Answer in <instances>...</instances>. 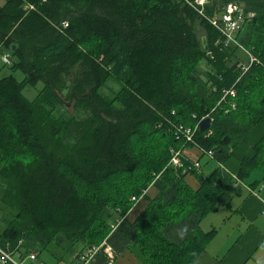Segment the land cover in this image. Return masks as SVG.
<instances>
[{
	"label": "trees",
	"instance_id": "16d2710c",
	"mask_svg": "<svg viewBox=\"0 0 264 264\" xmlns=\"http://www.w3.org/2000/svg\"><path fill=\"white\" fill-rule=\"evenodd\" d=\"M230 2L253 13L240 46H225L204 17ZM2 48L23 77L0 76V248L24 260L105 241L139 264H201L217 230L201 221L235 180L223 163L264 127V0H5ZM38 81L28 98L24 87ZM191 148L198 160L213 152L208 175ZM252 148L243 181L254 171L264 180V133ZM175 151L182 166L170 163ZM150 186L156 195L129 221ZM108 262L101 249L92 264Z\"/></svg>",
	"mask_w": 264,
	"mask_h": 264
},
{
	"label": "crops",
	"instance_id": "0c3cea01",
	"mask_svg": "<svg viewBox=\"0 0 264 264\" xmlns=\"http://www.w3.org/2000/svg\"><path fill=\"white\" fill-rule=\"evenodd\" d=\"M263 133L264 127L260 124L255 125L245 141L223 163L224 169L235 180L232 186L225 191L221 204H225L232 213L231 216L226 217L228 220L225 219L229 226L224 224L220 228L211 227L217 230L199 256L201 264H264V180L259 171H254L244 181L236 177L240 160L253 154L252 146ZM185 152L189 160L192 161L198 160L201 154L196 148L188 149ZM200 170L203 171L201 167ZM185 180L191 187L195 189L199 187V178L195 173H187ZM156 193V188L150 186L135 206L128 211L126 219L133 221L146 207L148 198L154 197ZM218 210L219 207L214 212L216 213ZM233 213L234 215H232ZM82 251H78L76 254ZM76 254L71 261L72 264ZM118 258L123 259L122 264H139L138 258L129 250L117 254L110 264H116Z\"/></svg>",
	"mask_w": 264,
	"mask_h": 264
},
{
	"label": "built area",
	"instance_id": "2783aa9c",
	"mask_svg": "<svg viewBox=\"0 0 264 264\" xmlns=\"http://www.w3.org/2000/svg\"><path fill=\"white\" fill-rule=\"evenodd\" d=\"M205 3H207L206 0H196L197 5L203 6ZM199 12L204 16L203 11L201 9H199ZM252 15H253L252 12L246 13L244 10V7L241 4L230 2L224 7V9L218 14V16L216 17L204 16V17L220 31V33L223 36L225 46H229L232 44L240 46L236 38V32L240 29L241 25L245 22V20L247 18H250ZM251 60H253L252 57H251ZM2 61L6 64H11L12 62L11 54L10 53L3 54ZM230 92L234 94L233 93L234 91H230ZM192 133L193 132L190 129L186 130V136L189 139L191 138ZM207 155L211 157L213 155V152L207 151ZM170 163L173 166H182V161L180 158L179 151H175L173 153ZM193 165L195 169L200 171L201 165H200L199 160H196L193 163ZM133 199L137 200L135 199V197H133ZM101 249L106 254V256L109 258L108 264L112 263V261L115 258L113 249L110 245H108L107 243H105V241H103L101 244L92 245L91 247L79 253L75 259L74 264H92L93 260L95 259L96 254ZM28 258L33 260L36 257L34 254H30L28 255ZM24 260L22 259L19 260L13 254V252H9L7 250L0 248V264H4L7 261L13 264H23Z\"/></svg>",
	"mask_w": 264,
	"mask_h": 264
},
{
	"label": "rangeland",
	"instance_id": "374dc122",
	"mask_svg": "<svg viewBox=\"0 0 264 264\" xmlns=\"http://www.w3.org/2000/svg\"><path fill=\"white\" fill-rule=\"evenodd\" d=\"M4 1L5 0H0V4H2ZM208 1L209 0H206V2ZM197 29L201 30L198 24H197ZM6 53H10V51L6 48H2L0 50V76L13 74L18 80L22 79L23 77L22 71H20L19 69L13 70L9 65L3 63L2 56L3 54H6ZM236 54L241 60H243L244 62H247L248 56L242 49L238 48L236 50ZM41 86H42L41 81H38L36 86L26 85L23 89V92L28 98L33 99L36 96L37 91ZM67 108L68 110H71L70 104H68ZM199 161H200L201 168L204 171L205 175H208L212 171V169L216 166L212 160H208L207 155H204L201 159H199ZM138 200L139 198L135 200V203L133 206H135ZM231 213H232L231 210L226 208L225 204H221L219 205V210L216 213L215 212L209 213L204 217V219L201 221V227L203 228L204 231H206L208 229L210 230L212 226L219 227V228L222 225L224 226V224L225 226L226 225L229 226L228 223L225 222V219L228 220V218L226 217L228 215L231 216ZM232 215H234V213ZM76 248L74 252L69 251V250H62V249H59V251H55V252H53V250L51 249L45 250L40 254V256L36 257L33 260H30L27 257L23 261V264H69L73 260L74 255L77 253ZM122 262H123V259L118 258L116 264H122Z\"/></svg>",
	"mask_w": 264,
	"mask_h": 264
},
{
	"label": "water",
	"instance_id": "95a60500",
	"mask_svg": "<svg viewBox=\"0 0 264 264\" xmlns=\"http://www.w3.org/2000/svg\"><path fill=\"white\" fill-rule=\"evenodd\" d=\"M202 43H203L204 47L207 48L206 36H202ZM210 121H211V119L209 117H205V118L201 119L199 122V127L203 130L207 129L210 125Z\"/></svg>",
	"mask_w": 264,
	"mask_h": 264
}]
</instances>
